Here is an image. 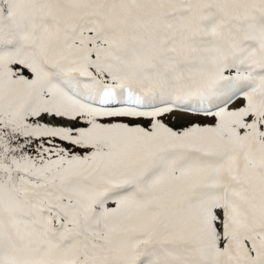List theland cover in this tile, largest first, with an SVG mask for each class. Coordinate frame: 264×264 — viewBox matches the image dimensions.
Instances as JSON below:
<instances>
[{
  "label": "snow or ice",
  "instance_id": "6c2138e0",
  "mask_svg": "<svg viewBox=\"0 0 264 264\" xmlns=\"http://www.w3.org/2000/svg\"><path fill=\"white\" fill-rule=\"evenodd\" d=\"M0 264H264V0H0Z\"/></svg>",
  "mask_w": 264,
  "mask_h": 264
}]
</instances>
